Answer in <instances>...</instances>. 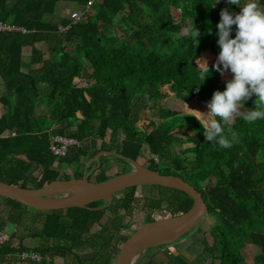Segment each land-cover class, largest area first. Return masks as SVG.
<instances>
[{"label":"trees","instance_id":"obj_1","mask_svg":"<svg viewBox=\"0 0 264 264\" xmlns=\"http://www.w3.org/2000/svg\"><path fill=\"white\" fill-rule=\"evenodd\" d=\"M9 1L0 0V23L27 32H0V181L27 188L32 167L39 171L34 188L71 179L60 174L55 162L80 163L81 157L112 151L106 133L113 139L121 133L117 153L124 158L118 160L137 162L145 144L158 161L149 158L146 167L194 187L215 221L209 229L212 243L202 246L194 261L177 253L168 257V264H246L242 249L248 244L258 248L251 264H264V119L250 122L237 115L224 124L230 147L207 140L195 116L168 108L157 107L158 122L131 120L142 110L154 109L165 96L164 88L202 105L216 89H224L233 74L212 68L203 81L196 58L207 57L209 66L214 64L220 50L215 35L220 11L239 7L227 0H95L83 20L55 22L49 18L59 2L78 9L88 0H15L8 6ZM258 3L264 6V0ZM171 9L179 11L177 21ZM58 25L67 30L59 32ZM189 25L199 30L196 40L189 35ZM182 27L185 33L173 36ZM254 100L245 105H256ZM51 135L68 136L81 146L56 160L49 150ZM87 139L90 153L84 149ZM95 139L100 140L98 148ZM173 146L181 148L172 152ZM81 177L74 171L73 179ZM135 189L120 191L121 198L113 196L109 203L50 212L1 197L9 213L0 217V229L4 221L14 224L26 237L39 238L38 250L62 256L69 264H113L111 241L95 240L89 231L94 225L109 231L100 222L105 212L129 214ZM158 189L157 199L144 200L147 209L163 208L171 217L191 207L192 199L184 192ZM22 241L12 234L9 243L0 246V256L26 249ZM82 249L90 252L82 257ZM145 264L154 262L149 258Z\"/></svg>","mask_w":264,"mask_h":264},{"label":"rangeland","instance_id":"obj_2","mask_svg":"<svg viewBox=\"0 0 264 264\" xmlns=\"http://www.w3.org/2000/svg\"><path fill=\"white\" fill-rule=\"evenodd\" d=\"M12 2L9 1L8 6ZM76 10V7L74 4L68 3V2H59L54 10L53 15L49 18L50 20H53L55 22L59 21L61 18H69L70 13L72 11ZM91 13V12H90ZM172 16L174 18V21H177L179 19V11L176 9H171ZM114 32L117 34L119 33V30L113 29ZM185 33V28H181L179 31H176L173 33V36L182 35ZM42 49L45 50V45L40 44L39 45ZM45 56L47 57V52L45 53ZM26 61V60H25ZM27 64H23V68H27ZM26 70V69H24ZM86 71V70H85ZM92 82V81H90ZM3 92L2 87L0 86V94ZM165 96L164 98L157 102V105L154 107V109H146L138 112L134 119H131L132 122H136L139 120H143L144 118H150L154 120L155 122H158V115H157V107L161 108H168L183 114L192 115L194 113L191 112L190 109L187 108L186 104L189 108L197 109L200 111H207V106L202 105L198 102L189 100V99H180L173 95L172 92H170L169 88H164L162 91ZM186 103V104H185ZM40 105H37V108H39ZM245 108H255L256 105H252L251 107L248 105L244 106ZM43 108V107H41ZM241 110H244L243 108ZM148 130H151L148 128ZM115 139L110 137V132L107 131L106 136L104 140L107 142L108 145H110L113 149V152L119 151V140L123 137L121 133L118 135H115ZM112 138V139H111ZM96 140V139H95ZM113 141V143H110ZM96 148L100 145V140L97 139L95 141ZM181 147L179 146H173L172 152H178ZM84 149L88 150V153L91 152L89 140L85 141L84 143ZM74 149L70 152L72 155L74 152ZM98 154V153H96ZM95 154V155H96ZM95 157V156H94ZM151 155H149L147 147L145 144L142 146V155L137 159V164L146 167L149 164V158ZM118 157L115 156H104L101 155L99 159L91 158L89 155L85 157H81L80 163L72 162L69 165L65 164H56V168L58 171H60L61 175H66L69 178H72V175L74 171H78L83 175V171H86L88 174V179L91 181L99 180L97 177H111L116 173H122L125 171H128L133 164H130L127 162V164L123 163L122 161L117 159ZM95 164L96 168L92 164ZM100 163L102 164V172H99L98 168L100 166ZM88 167H92L91 170L88 169ZM161 169V168H160ZM30 173V180L26 183L27 188H34L35 178L38 177L39 171L37 168L32 167L29 171ZM65 177V176H64ZM62 178V177H60ZM64 179V178H63ZM107 179V178H106ZM66 180V179H65ZM105 180V179H104ZM123 195V192H118L114 195L115 198H121ZM134 196L136 197L133 208L131 209V212L129 214H122L120 211L118 215H111L108 212H105L103 217L101 218V225L104 226V228L108 229L109 231L106 232L102 228H100L97 225H94L91 230L89 231V235H92L95 240H98L100 242L108 240L111 241L112 246H114L115 251L112 252V257H115L116 251L119 250V248L122 246L123 242L134 232L133 229L138 228L143 222L144 219L147 217H150L154 220L164 219L167 217H170V213L168 211H165L163 208L159 210L154 209H147L144 206V200L146 198L150 199H157L159 196V189L158 186H150V185H143L138 186L135 189ZM3 199L0 197V201ZM103 202V201H102ZM100 202H98L99 204ZM4 204V203H3ZM103 207V206H102ZM31 214H33L32 211H29ZM7 215H5L3 218L5 219ZM42 221V219H39V223ZM215 223L213 218L209 214H205L202 218V220L190 231L188 234H185L184 236H181L179 241L174 243L173 245H160L157 247L149 248L146 250L147 253L142 254L141 257L137 260L136 264H145L149 258H151L154 262V264H168V257L171 254H181L183 255L188 261H194L198 255L200 254V251L202 249V246L209 245L212 243V238L209 234L210 227ZM4 228V232L12 236V234L15 233V236L17 239H23L22 244L26 248H33L34 246L41 247V243L39 238H28L26 237V232L21 229L15 228L14 224L5 222L2 226ZM14 230H16L14 232ZM133 230V231H132ZM22 234V235H20ZM25 234V235H23ZM24 236V237H21ZM90 252L89 250L82 249L80 250V255L86 256ZM258 253V248L253 245H246L242 249V256L243 261L246 264H251L253 262L254 256ZM114 261V259H113ZM54 262L56 264H69V261H67L64 257L57 255L54 259ZM198 262V261H197ZM205 264V262H204Z\"/></svg>","mask_w":264,"mask_h":264},{"label":"water","instance_id":"obj_3","mask_svg":"<svg viewBox=\"0 0 264 264\" xmlns=\"http://www.w3.org/2000/svg\"><path fill=\"white\" fill-rule=\"evenodd\" d=\"M124 158L112 151H100L95 155ZM129 171L109 177L100 182L88 180L87 172L79 179H57L41 188H22L0 181V197L18 202L39 212L87 207L88 204L103 201L109 203L112 197L125 189L143 185L161 186L184 192L192 199L191 207L176 216L153 220L140 225L123 242L115 254L113 264H136L141 255L149 248L175 242L190 232L207 214V206L201 194L182 178L162 175L136 162ZM137 258L136 260H134Z\"/></svg>","mask_w":264,"mask_h":264},{"label":"clouds","instance_id":"obj_4","mask_svg":"<svg viewBox=\"0 0 264 264\" xmlns=\"http://www.w3.org/2000/svg\"><path fill=\"white\" fill-rule=\"evenodd\" d=\"M227 3L237 5L239 11L228 7L220 11L215 32L220 49L216 61L210 67L207 57H197L196 68L203 81L212 68L221 74L230 71L232 78L225 81L223 90L216 89L206 101L207 111L189 108L185 103L203 126L206 139L221 147L231 146L223 125L237 115L250 122L264 119V6L258 0H227ZM188 32L194 40L199 36L195 25H189ZM253 96L257 107L245 108V102Z\"/></svg>","mask_w":264,"mask_h":264},{"label":"built area","instance_id":"obj_5","mask_svg":"<svg viewBox=\"0 0 264 264\" xmlns=\"http://www.w3.org/2000/svg\"><path fill=\"white\" fill-rule=\"evenodd\" d=\"M95 0H88L82 8H76V10L70 13L69 19L72 22L83 20L84 15L90 10L91 5ZM59 32H65L67 26L58 25ZM0 32H21L27 31L21 27L14 26L9 23H0ZM49 150L57 159L65 157L69 150L74 147H80L81 143L68 136L52 135L50 136ZM155 163L158 162L157 158L151 155ZM10 236L4 232V228L0 229V246H4L9 243ZM55 255L52 256L48 253H44L38 248H26L23 250L15 251L14 253H5L0 256V264H56L54 262Z\"/></svg>","mask_w":264,"mask_h":264},{"label":"crops","instance_id":"obj_6","mask_svg":"<svg viewBox=\"0 0 264 264\" xmlns=\"http://www.w3.org/2000/svg\"><path fill=\"white\" fill-rule=\"evenodd\" d=\"M11 2H14L15 0H10ZM62 2V1H61ZM52 136V135H51ZM50 141V140H49ZM49 144H50V142H49ZM56 158V157H55ZM56 160H58L57 158H56ZM58 162V161H57ZM56 164V163H55ZM54 164V165H55ZM56 167V166H55ZM98 168V167H97ZM83 172H86V171H83ZM105 177V176H104ZM98 179H100L101 177H97ZM71 179H73V178H71ZM98 180H96L95 182H97ZM94 182V181H93ZM9 213V207L8 206H6L5 204H3V202H2V200L0 201V217H4L5 215H7ZM20 235H22V234H20ZM23 235H25V234H23ZM21 237H24V236H21Z\"/></svg>","mask_w":264,"mask_h":264},{"label":"flooded vegetation","instance_id":"obj_7","mask_svg":"<svg viewBox=\"0 0 264 264\" xmlns=\"http://www.w3.org/2000/svg\"><path fill=\"white\" fill-rule=\"evenodd\" d=\"M99 152H100V151H99ZM112 152H113V151H112ZM91 168H92V167H91ZM95 168H96V167H95ZM130 169H131V168H130ZM130 169H129V170H130ZM89 170H91V169H89ZM129 170H128V171H129ZM122 173H123V172H122ZM117 174H120V173H116V174H114L113 176H115V175H117ZM111 177H112V176H111ZM88 180H89V179H88ZM90 181H91V180H90ZM92 182H93V181H92ZM147 222H150V221H147V218H146V219H144V222H143L142 224L147 223ZM142 224H141V225H142ZM133 230H135V229H133ZM133 230H132V231H133ZM145 253H146V251H145L143 254H145Z\"/></svg>","mask_w":264,"mask_h":264},{"label":"bare ground","instance_id":"obj_8","mask_svg":"<svg viewBox=\"0 0 264 264\" xmlns=\"http://www.w3.org/2000/svg\"><path fill=\"white\" fill-rule=\"evenodd\" d=\"M137 258H135L134 260H136Z\"/></svg>","mask_w":264,"mask_h":264}]
</instances>
